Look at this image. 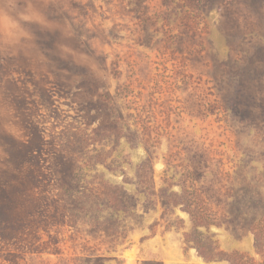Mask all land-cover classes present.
Returning a JSON list of instances; mask_svg holds the SVG:
<instances>
[{
  "label": "rangeland",
  "instance_id": "obj_1",
  "mask_svg": "<svg viewBox=\"0 0 264 264\" xmlns=\"http://www.w3.org/2000/svg\"><path fill=\"white\" fill-rule=\"evenodd\" d=\"M0 264H264V0H0Z\"/></svg>",
  "mask_w": 264,
  "mask_h": 264
},
{
  "label": "trees",
  "instance_id": "obj_2",
  "mask_svg": "<svg viewBox=\"0 0 264 264\" xmlns=\"http://www.w3.org/2000/svg\"><path fill=\"white\" fill-rule=\"evenodd\" d=\"M172 193H174V192H172ZM96 195H99V194H96ZM96 198H98V197H96ZM175 204L179 205V204H183V203L180 201H176ZM186 204H187L188 211L192 214V216L195 220V223H198V221L196 222V220H197L196 214L199 212V208L194 207L195 205H193L192 203H188L187 201H186ZM116 207H117L118 212H120L121 209L124 210L125 206L122 207V200L118 201V205H116Z\"/></svg>",
  "mask_w": 264,
  "mask_h": 264
}]
</instances>
